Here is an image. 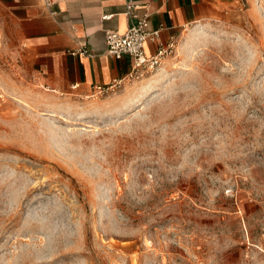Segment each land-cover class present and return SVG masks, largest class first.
<instances>
[{"label":"rangeland","instance_id":"1","mask_svg":"<svg viewBox=\"0 0 264 264\" xmlns=\"http://www.w3.org/2000/svg\"><path fill=\"white\" fill-rule=\"evenodd\" d=\"M239 3L93 97L40 83L0 8V264H264V0Z\"/></svg>","mask_w":264,"mask_h":264},{"label":"crops","instance_id":"2","mask_svg":"<svg viewBox=\"0 0 264 264\" xmlns=\"http://www.w3.org/2000/svg\"><path fill=\"white\" fill-rule=\"evenodd\" d=\"M126 0H0L21 49L38 81L53 91L77 95L95 86L121 83L132 71V59L106 54L104 33H123L128 25ZM150 13L147 30L156 40L145 43L148 55L161 45H174L195 23L223 17L239 7L240 0H133ZM144 10L141 8L138 13ZM88 55H80L79 49ZM72 85H77L74 90Z\"/></svg>","mask_w":264,"mask_h":264},{"label":"built area","instance_id":"3","mask_svg":"<svg viewBox=\"0 0 264 264\" xmlns=\"http://www.w3.org/2000/svg\"><path fill=\"white\" fill-rule=\"evenodd\" d=\"M143 9L142 13H138L139 9ZM125 15L128 25L123 33L113 30H106L104 33V41L106 45V54L109 57L119 59L124 55L132 59V71L128 78H137L144 72L157 67L167 51L173 46L169 44L167 47L161 45L153 55H148L145 51V43L147 41L156 40L157 31L150 32L147 30V21L150 13L145 7L140 6L133 0L125 1ZM80 55H88L86 49H79L76 52ZM119 83L109 85L107 87L95 86L90 96H96L113 90ZM77 85H72L74 90Z\"/></svg>","mask_w":264,"mask_h":264},{"label":"bare ground","instance_id":"4","mask_svg":"<svg viewBox=\"0 0 264 264\" xmlns=\"http://www.w3.org/2000/svg\"><path fill=\"white\" fill-rule=\"evenodd\" d=\"M192 30H193V33L195 32L196 34H198L202 30V27H200V25H198V26H196V28H194Z\"/></svg>","mask_w":264,"mask_h":264}]
</instances>
